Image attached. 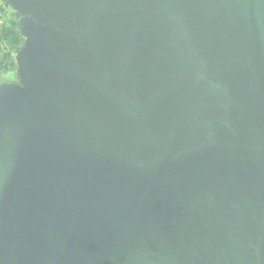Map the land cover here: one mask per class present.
Listing matches in <instances>:
<instances>
[{"label": "water", "instance_id": "obj_1", "mask_svg": "<svg viewBox=\"0 0 264 264\" xmlns=\"http://www.w3.org/2000/svg\"><path fill=\"white\" fill-rule=\"evenodd\" d=\"M0 264H264V0H3Z\"/></svg>", "mask_w": 264, "mask_h": 264}, {"label": "trees", "instance_id": "obj_2", "mask_svg": "<svg viewBox=\"0 0 264 264\" xmlns=\"http://www.w3.org/2000/svg\"><path fill=\"white\" fill-rule=\"evenodd\" d=\"M4 4L9 6L5 2ZM0 10L4 11V8L0 7ZM14 20L15 13L12 11L6 15L5 21L0 25V83L3 81L2 74L16 71V53L24 40L16 29Z\"/></svg>", "mask_w": 264, "mask_h": 264}, {"label": "rangeland", "instance_id": "obj_3", "mask_svg": "<svg viewBox=\"0 0 264 264\" xmlns=\"http://www.w3.org/2000/svg\"><path fill=\"white\" fill-rule=\"evenodd\" d=\"M0 7L4 8V11L0 10V25L5 21L6 15L11 13L13 9L10 6L4 4V1L0 0ZM15 72H8L2 74L3 81H14L16 80Z\"/></svg>", "mask_w": 264, "mask_h": 264}]
</instances>
